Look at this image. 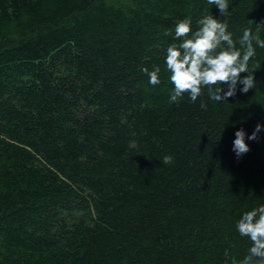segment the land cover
I'll list each match as a JSON object with an SVG mask.
<instances>
[{"label": "trees", "instance_id": "1", "mask_svg": "<svg viewBox=\"0 0 264 264\" xmlns=\"http://www.w3.org/2000/svg\"><path fill=\"white\" fill-rule=\"evenodd\" d=\"M0 0V264H228L264 204V48L254 88L173 102L178 21L264 40V0ZM171 32V35L165 33ZM160 68V83L149 72ZM254 72V73H253ZM247 73H241L245 76ZM226 90V89H225ZM201 101L206 104L202 108Z\"/></svg>", "mask_w": 264, "mask_h": 264}, {"label": "clouds", "instance_id": "2", "mask_svg": "<svg viewBox=\"0 0 264 264\" xmlns=\"http://www.w3.org/2000/svg\"><path fill=\"white\" fill-rule=\"evenodd\" d=\"M207 3L217 6L222 16L227 15L228 0H207ZM191 22V17L177 22L175 38L181 42L166 49V70L173 85L170 99L175 102L186 94L194 103L207 89L210 100L224 102L236 95L238 84L242 85L239 88L241 93L254 88L256 81L253 74H249V61L256 55L255 46L264 48L259 31L254 35L250 29H244L238 41L240 48H237L227 31L226 22L205 15L197 21L195 32ZM141 71L149 76L150 84L155 86L160 83L159 67L151 72L147 68H141ZM241 73L247 75L242 77ZM200 106L206 109L203 101ZM262 128L264 125L257 123L251 135H247L242 128L235 132L232 151L237 158L250 151L246 137L247 140H257ZM236 228L241 236L248 237L252 242L243 264H264V204L245 212Z\"/></svg>", "mask_w": 264, "mask_h": 264}, {"label": "rangeland", "instance_id": "3", "mask_svg": "<svg viewBox=\"0 0 264 264\" xmlns=\"http://www.w3.org/2000/svg\"><path fill=\"white\" fill-rule=\"evenodd\" d=\"M228 259H229L228 264H243V261H244V257L240 258V257H237L236 255H230Z\"/></svg>", "mask_w": 264, "mask_h": 264}]
</instances>
